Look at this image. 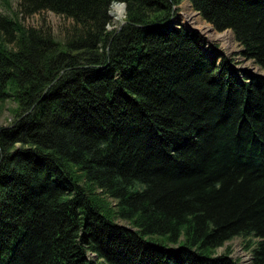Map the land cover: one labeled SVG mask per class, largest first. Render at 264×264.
Returning <instances> with one entry per match:
<instances>
[{
    "label": "trees",
    "instance_id": "1",
    "mask_svg": "<svg viewBox=\"0 0 264 264\" xmlns=\"http://www.w3.org/2000/svg\"><path fill=\"white\" fill-rule=\"evenodd\" d=\"M181 1H20L64 41L0 16V264H239L215 254L236 236L264 264V76L174 25ZM190 2L264 68V0Z\"/></svg>",
    "mask_w": 264,
    "mask_h": 264
},
{
    "label": "rangeland",
    "instance_id": "2",
    "mask_svg": "<svg viewBox=\"0 0 264 264\" xmlns=\"http://www.w3.org/2000/svg\"><path fill=\"white\" fill-rule=\"evenodd\" d=\"M21 0H0V16L17 15L18 19L25 27H36L49 29L58 40L64 41L69 30L72 28L73 20L63 15L56 14L53 11H43L35 13L33 15H24L20 11ZM176 15L172 23L174 25H183L196 29L204 38L203 48L205 51L216 54V58H219L220 54L232 59L233 65L237 69H244L259 75L264 76V68L260 67L252 59H247L241 54L242 46L237 42L234 33L231 29L224 31L216 30L212 24L207 22L202 15L194 9L190 0H182L179 6L175 9ZM110 14L112 21L108 25V29L119 28L125 20L126 10L122 15H119L114 8L111 7ZM1 35V31H0ZM16 107V103L13 99L0 103V127L7 126L13 122L14 114L11 109ZM117 222L131 227L129 221L124 219H117ZM256 241V239H252ZM251 241V242H252ZM169 246H176L177 244L165 242ZM249 239H245L241 236H236L230 240H227L225 244L215 250L216 255L224 254L230 251V256L238 260L239 264H250L252 256V247H248Z\"/></svg>",
    "mask_w": 264,
    "mask_h": 264
},
{
    "label": "bare ground",
    "instance_id": "3",
    "mask_svg": "<svg viewBox=\"0 0 264 264\" xmlns=\"http://www.w3.org/2000/svg\"><path fill=\"white\" fill-rule=\"evenodd\" d=\"M112 8H114L119 15H122L125 11L124 5L120 3H114Z\"/></svg>",
    "mask_w": 264,
    "mask_h": 264
},
{
    "label": "water",
    "instance_id": "4",
    "mask_svg": "<svg viewBox=\"0 0 264 264\" xmlns=\"http://www.w3.org/2000/svg\"><path fill=\"white\" fill-rule=\"evenodd\" d=\"M117 3H120V4H123L124 5V8L126 10V4L125 2H117ZM126 22H124L118 29H121L123 27V25L125 24ZM190 28V27H189ZM192 29V28H191Z\"/></svg>",
    "mask_w": 264,
    "mask_h": 264
}]
</instances>
